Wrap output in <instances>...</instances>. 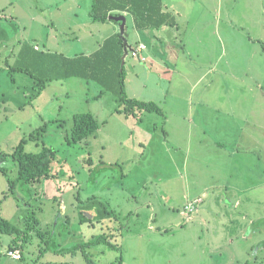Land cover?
Instances as JSON below:
<instances>
[{
  "label": "rangeland",
  "instance_id": "rangeland-1",
  "mask_svg": "<svg viewBox=\"0 0 264 264\" xmlns=\"http://www.w3.org/2000/svg\"><path fill=\"white\" fill-rule=\"evenodd\" d=\"M167 1L176 26L126 23L127 95L163 112L133 115L55 69L120 30L93 0H0V212L22 236L0 233V264H264V0ZM78 114L98 130L74 144ZM21 143L56 150L48 177L17 181Z\"/></svg>",
  "mask_w": 264,
  "mask_h": 264
},
{
  "label": "trees",
  "instance_id": "trees-1",
  "mask_svg": "<svg viewBox=\"0 0 264 264\" xmlns=\"http://www.w3.org/2000/svg\"><path fill=\"white\" fill-rule=\"evenodd\" d=\"M122 13H128L133 17L137 31L158 30L164 26L174 27L177 25L174 16L164 10L163 0H93L89 15L94 22L106 23L110 17L121 16ZM126 36V33H118L111 36L91 56H80L71 59L63 58L56 61L55 69L60 70L62 79L82 78L100 85L106 91L112 92L125 106L124 109L118 110L120 112L125 111L133 115L136 112L162 114L163 112L157 104L130 99L127 95L123 63V56L128 47ZM23 53H27L28 56L31 54L30 51L23 49L20 56ZM97 130L98 123L92 114L75 115L69 142L74 144L81 143ZM7 156L12 157L18 169L17 181L33 183L39 182L50 175L51 166L57 158V152L53 148H44L38 153H26L23 143H21L12 155L6 153L1 155L4 160ZM0 170L4 175L8 174L7 169L2 168ZM0 233L16 236L20 235L21 229L3 218L0 212ZM100 243L111 245L110 240L102 236L93 243L82 246V249ZM21 245L23 244L13 241L9 251L21 249ZM84 256L87 264H93L86 250L84 251Z\"/></svg>",
  "mask_w": 264,
  "mask_h": 264
},
{
  "label": "crops",
  "instance_id": "crops-1",
  "mask_svg": "<svg viewBox=\"0 0 264 264\" xmlns=\"http://www.w3.org/2000/svg\"><path fill=\"white\" fill-rule=\"evenodd\" d=\"M163 3H164V10L166 11V12H169V13H171L172 14V11L171 10H173V4H172V2H170V1H167V0H163ZM92 6H93V2H92ZM90 12H91V10L89 11V14H90ZM173 15V14H172ZM121 16H124L125 18H126V23H128V19H130L131 18V21H132V25H133V27H134V29H135V32L136 33H138V31L136 30V28H135V26H134V21H133V17L131 16V15H129L128 13H122L121 14ZM111 22H113L114 23V25H117L116 27H119V29H120V26H119V24H117L116 22H114V21H111V20H109L108 22H106V23H111ZM112 28H113V35H116V34H118V33H120L121 32V30H117L116 28H115V26H111ZM168 28L169 27H167V26H164V27H162L161 29H167L168 30ZM161 29H158V30H161ZM112 35V36H113ZM142 46V45H141ZM143 46H145V45H143ZM146 47V46H145ZM138 50V49H137ZM146 50H147V48H146ZM145 50V51H146ZM145 51H142L141 53H143V52H145ZM140 53V54H141ZM158 53V52H157ZM199 201V203H201L200 202V200H195L194 202H198ZM193 202V203H194ZM13 244V243H12ZM20 249H17V250H14V251H19ZM20 252V251H19ZM20 261V260H19Z\"/></svg>",
  "mask_w": 264,
  "mask_h": 264
},
{
  "label": "built area",
  "instance_id": "built-area-1",
  "mask_svg": "<svg viewBox=\"0 0 264 264\" xmlns=\"http://www.w3.org/2000/svg\"><path fill=\"white\" fill-rule=\"evenodd\" d=\"M146 50V47L145 46H141L138 50L134 51V56L138 57L139 54L142 52V51H145ZM199 204V201L198 202H194V203H190L187 207H186V211L188 214H192L194 211H196V206ZM9 256L13 259V260H16V261H19L22 259V256H21V252L19 251H9L8 252Z\"/></svg>",
  "mask_w": 264,
  "mask_h": 264
},
{
  "label": "water",
  "instance_id": "water-1",
  "mask_svg": "<svg viewBox=\"0 0 264 264\" xmlns=\"http://www.w3.org/2000/svg\"><path fill=\"white\" fill-rule=\"evenodd\" d=\"M109 20L114 21L119 24L122 34H125L126 31V18L124 16H112Z\"/></svg>",
  "mask_w": 264,
  "mask_h": 264
}]
</instances>
